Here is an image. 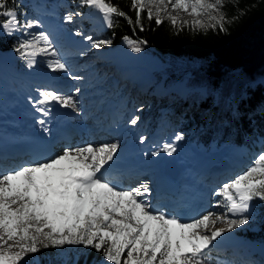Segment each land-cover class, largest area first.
<instances>
[{"label":"snow or ice","instance_id":"snow-or-ice-1","mask_svg":"<svg viewBox=\"0 0 264 264\" xmlns=\"http://www.w3.org/2000/svg\"><path fill=\"white\" fill-rule=\"evenodd\" d=\"M229 2L130 0L135 21L108 0H80L79 6L102 14L108 27L114 26L115 16L123 18L133 31L135 28L144 31L142 14L148 9V21L154 19L160 26L166 19L177 32L182 27L226 32L225 25L234 22L224 11ZM8 5L9 0H0V34H22L24 38L18 40L13 50L26 59L28 67L37 63L38 56H47L53 58L45 61L50 71L68 72L49 36L44 32L29 33V29L39 27V22L27 18L21 21L16 11L18 5ZM235 6L238 8V0ZM172 12H186L194 19L190 25H178ZM73 15L81 13H69L65 21L72 22ZM202 16L207 20L195 19ZM86 39L97 49L111 44V40L93 42L90 36ZM124 39L134 53L142 51L140 45L147 43ZM53 103L79 110L72 95L64 96L55 90H39L32 107L46 116ZM138 119L135 117L130 123L135 125ZM37 122L42 127L46 123L44 119ZM140 142H144V137ZM118 147L117 143H111L65 148L62 154L45 162L0 175V264H29L25 254L37 253L41 247L66 244L94 249L102 253L103 261L108 264H211L210 252L218 238L248 223L254 201L264 202V152L246 171L214 192L220 198L213 205L218 211H207L184 221L154 210L147 200L141 199L150 194L146 183L125 190L103 178L110 162L115 160ZM176 150L174 144L165 143L160 151L171 156Z\"/></svg>","mask_w":264,"mask_h":264},{"label":"rangeland","instance_id":"rangeland-1","mask_svg":"<svg viewBox=\"0 0 264 264\" xmlns=\"http://www.w3.org/2000/svg\"><path fill=\"white\" fill-rule=\"evenodd\" d=\"M75 1L76 2H73L71 0L65 4V6L68 7L66 10L67 13L61 16L59 15V12L55 10L54 5L49 9L45 7L47 0H28L30 8L36 13V17L32 18L29 14H26L21 21L27 18L39 22V27L29 29V33L38 34L40 32H44L47 34L53 46L60 54L59 59H61V61L66 64L68 72L50 71L47 68L45 61L53 58L47 56H38L37 63L31 68L28 67L26 59H23L24 64L18 66L19 69H17V63H20L21 57L13 49L17 45L18 40L24 37L20 33L14 34L16 37L14 47L10 51L6 52V54L13 60L14 66L10 68H3L0 65V101L3 99L4 104L7 107L11 106L12 109L14 108L13 110L16 111L17 114L24 113L26 116L28 113L26 114L25 111L28 110V117L34 118L36 122L40 119H44L46 121L44 125H48V128L54 123L53 118L58 117L60 119L63 114L70 112L74 114V120L76 121L73 119L70 120L74 122H80L81 124L84 123V125H87V128L93 127V132L96 135V139L98 138V141L101 144L117 143L119 147L116 154L120 153L119 151L121 148L122 152L125 146H127V148H125L126 150L135 148L143 150L146 155V163L143 165L145 168H148L149 163L155 160L156 157L152 155L153 152H157L158 156L160 154L165 155L166 153L160 150L165 143H172L177 149L174 153L181 154V161L179 162L180 165L182 167L184 166V174L186 177L182 175L184 181L181 179L182 183L185 182V185L183 184L182 186V191L184 192H188L186 189L187 185L191 183L195 184V174L199 167V169H204L205 167L208 171V168L213 165L210 163H213L220 153L223 158H232L235 156V154H237V158H235V160L238 161V158H240L241 166H237L236 171H233L228 175L226 174L224 178L210 181L213 187L210 190L204 192L207 202L200 215L206 213L207 211H218V209L215 208V210H213V205L218 199H220L214 195V192L224 182L230 181L236 175L243 173L250 166H252L255 158H257L260 154L257 151L258 147L264 145V136L256 137V139L251 140L248 143V146H236L230 143H223L218 145L217 148L211 147L209 149H205L194 142H187L186 134L176 130V126L171 124V122H167L164 118L157 120V124L155 121L153 122L150 113H148V111L152 108V103L150 104L148 102L143 108H141V106H131L130 101L127 98V94H130L131 97H133L132 93H130V89H128V87L122 86L120 76L121 71H123L126 66L134 63L144 64L145 59L153 63L151 64L150 69L154 72V74L157 75V72H159L165 66L164 62L152 54L132 52L129 48V44L125 42V39L120 40L116 45L105 44L99 49L93 48L91 43L86 38L89 36L92 37L93 42L101 39H99L96 34L90 35L88 32V27L82 32L81 30L86 27L85 23L88 22V24H90L89 29L95 28L96 30L105 28L107 24L104 22L102 14L98 13L94 9L79 6L80 0ZM58 4L63 5V2L60 1ZM71 7H80L81 9L75 8L78 10L75 11L72 10L73 8L71 9ZM146 10L148 11V9ZM76 12L81 13V15H73L72 22L65 21L64 18L69 13ZM171 14L176 16L178 25H184L185 23L190 25L194 19L186 12H172ZM195 19L207 20V17L202 16L196 17ZM72 23H76V26L79 28L70 26ZM77 33H80V35H77ZM28 38H30V36ZM70 39L72 40L69 41ZM109 51H114V54H123V56L130 54L132 59L130 61H126L120 68L114 63L110 64L108 68H104L103 65L98 64L99 61L103 59L100 53L106 52V54H108L107 52ZM107 59L108 58H106V61ZM110 61L113 62V59ZM77 76L81 79H73V77ZM184 80L185 79L182 78L168 87H171V90L175 89L176 92H185L187 90L191 91L193 88L184 85ZM263 80L264 76L260 78V81ZM53 81L63 82V87H65V89L59 90L55 87H51V82ZM163 85L165 86L164 82L160 81L158 84H156V87L161 89ZM76 89H79V92H77ZM39 90H55L64 96L72 95L78 104V108L81 109L83 108L82 103L87 100L89 103L88 107L85 106L87 108L84 107L81 110L82 114H84V117L81 119V117L76 115V112L71 107L62 108L55 103L50 106V112L48 115L41 116L40 113H38L35 108L32 107V101L38 97ZM196 90L203 94L205 93L202 87H198ZM170 100H173L171 105L169 104V106L163 110V112H166L167 114L170 113L172 105H179L178 99H176V97L170 98ZM143 112L146 114L144 115ZM111 113L114 115V118L111 119L112 121L107 123L106 126L110 128H120L123 131V135L107 137V139H104V137L101 135L102 128H104L105 125V119L107 118L106 115ZM183 115L184 113L180 111L179 117L181 118ZM100 117L102 119H100ZM135 117H138L139 119L135 125H132L130 121ZM88 124L90 125L88 126ZM44 125L43 127H45ZM34 126L39 127L41 125L37 122ZM90 131H92L91 128ZM83 133H86L88 136L90 135V132L82 130H80V134L78 135L81 136ZM177 135H182L184 138L182 140H176L175 137ZM141 137H144L143 143L140 142ZM98 141L96 143H99ZM86 145L91 144L84 143L82 145H75L74 143L71 146H63L53 157L62 154L65 148H75ZM225 148H228V154L227 151L222 153L223 149ZM244 161L246 165L245 167H242ZM231 168H235V166L233 165ZM148 171H145L146 175L144 176H146V178L142 179L149 178L150 172L148 173ZM137 182L138 181L134 183ZM134 183L133 185L131 184L130 187L123 189L127 190L140 185L138 184L139 182L136 185ZM217 183L218 185H214ZM149 189L151 190L150 187ZM147 199L146 200L151 203V192L149 198ZM156 210L166 212L164 208H158ZM169 215L179 217V215L176 213V209H174ZM248 215L250 216V219L247 224L234 229L232 232L224 233V235H226L229 239L225 244L227 246L220 245L222 247L217 248L218 245L215 244V247L210 252L211 264H264V242L256 239H242L237 235L242 231V229L245 228H249L254 231L258 230V223L253 219V211H251ZM198 216L199 215L196 217ZM217 227H223V225H217ZM45 231H47V229H45ZM42 248L43 247L40 249ZM56 252L63 255L70 252L75 257L85 254L87 249H85L82 245L66 244L56 247ZM30 254L33 253L25 254V259L28 258ZM100 264H108V262L103 261L102 259L100 260Z\"/></svg>","mask_w":264,"mask_h":264},{"label":"trees","instance_id":"trees-1","mask_svg":"<svg viewBox=\"0 0 264 264\" xmlns=\"http://www.w3.org/2000/svg\"><path fill=\"white\" fill-rule=\"evenodd\" d=\"M60 1L63 5L58 4ZM69 1L71 0H47L46 6L54 5L62 16L67 13L68 7L65 4ZM108 2L119 7L135 21L130 0ZM236 3L237 0H230L224 8L228 18L234 20L225 25L226 32L211 28L207 32L202 28L192 31L188 27H182L177 32L166 19L160 26L155 24L154 19L148 21L146 9L142 14L144 31L139 28L133 31L123 18L114 16L113 27L106 26L98 31L90 29L88 32L96 34L99 39L111 40L112 45L125 37L147 41L140 45V53L155 55L165 64L157 72V80L170 86L184 78V85L193 88L183 99L178 100V106H171L169 114L163 110L173 101L170 100L173 98L169 95L170 92L161 97L156 96L153 89L132 95L133 97L127 94L131 106L143 108L148 102L152 103L148 113L153 122L157 124V120L164 118L175 125L176 130L186 134L187 142H194L205 149L217 148L222 141L248 146L257 136H264V80L260 81L264 76V0H238V8ZM16 5L20 20L26 14L36 17L28 0H14V3L9 0V7ZM75 8L72 10L78 11ZM76 25L70 24L79 28ZM88 26L86 23L81 31H85ZM15 41L14 35H0V49L10 51ZM129 48L131 49L130 46ZM23 64L21 58L18 66ZM198 87H202L205 93L196 90ZM174 93L178 99V93ZM180 111L184 113L181 118ZM257 151L263 152L264 145ZM252 211L258 230L245 228L237 235L243 239L264 242V202L254 201ZM102 259V253L94 249H87L85 254L74 257L70 252L58 254L56 247L42 248L26 258L29 264H100Z\"/></svg>","mask_w":264,"mask_h":264},{"label":"bare ground","instance_id":"bare-ground-1","mask_svg":"<svg viewBox=\"0 0 264 264\" xmlns=\"http://www.w3.org/2000/svg\"><path fill=\"white\" fill-rule=\"evenodd\" d=\"M72 39H70L69 41H71ZM69 41H65V42H69ZM69 44V43H68ZM122 45V44H121ZM62 47V46H61ZM108 54H106V52H103V54H102V60L101 61H99V63L98 64H101V65H103V67L104 68H108V66H107V64L108 63H110L111 61V59H113V63L114 64H117V66L120 68V67H122L123 66V64L126 62V61H130L131 59H132V56L129 54V55H126V56H123V54H114V51H109V52H107ZM118 53V52H117ZM106 58H108L107 59V61H106ZM145 59V58H144ZM151 64H153L152 62H149L147 59H145V62H144V64L143 63H134V64H131V65H128V66H134V65H143V66H146L147 68H151L150 66H151ZM128 66H126V67H128ZM153 67V66H152ZM49 80H52V79H49ZM57 89H59V90H63V89H65V87H57ZM77 98V97H76ZM73 99H74V97H73ZM82 105H83V108L85 107V106H87L88 107V105H89V103H88V101L87 100H85L83 103H82ZM87 107H85V108H87ZM82 108V109H83ZM14 109V108H13ZM12 108H11V106L10 107H7L5 104H4V102H3V99H1V101H0V126H2V127H11V128H19L21 125H26V122L24 121V120H29V121H31L32 122V120L34 121L33 123H32V126L31 127H34V124H36V121H35V119L34 118H31V117H28L29 115V111L27 112V111H25V110H23V111H25L26 112V116H25V114L23 113H21V114H16V111H14ZM79 110L78 111H75L76 112V115H79V117H81V119L84 117V114H82V112H81V108H78ZM21 112H22V110H21ZM34 113V112H33ZM106 119H105V123H108V122H111L112 120L111 119H113L114 118V115H112V114H109V115H106ZM27 118H29V119H27ZM56 119V117L53 119V120H55ZM78 119V118H77ZM100 119H102L101 117H100ZM74 120V119H73ZM66 121H72V120H70V118H68V119H64V121H63V125H64V123L66 122ZM74 121H76V120H74ZM74 121H72L73 122V124L75 125V127H76V130H82V131H86V132H90L89 134V136L88 135H86V133H83L81 136H79V137H77V131H76V133L74 134V133H71L70 134V136H64L63 134H59V133H57V132H55L53 129H51V133H49V134H51V136H54V139H57L58 138V140H57V146L59 147V148H61L62 146H71V145H73L74 143H75V145H82V144H84V143H89V144H91V145H97V146H95V147H99V146H101V145H103V144H101L99 141H98V138L96 139V135L94 134V132H93V127H89V128H87V125H84V123H80V122H74ZM57 121H55V123H56ZM93 123V122H92ZM17 125V126H14V125ZM90 124H88V126H89ZM92 125H95V124H92ZM45 126V125H44ZM43 129H48V127H47V125L45 126V127H42ZM90 128H91V130L92 131H90ZM79 134V133H78ZM101 135L104 137V139H107V137L103 134V133H101ZM62 137H68L69 138V141H64V140H61L60 138H62ZM101 138V137H100ZM99 142V143H96V142ZM105 144V143H104ZM111 144V143H110ZM78 147H80V146H78ZM131 147H132V145H131ZM70 148H72V147H70ZM228 149V148H227ZM226 148L225 149H223V151H222V153L223 152H225V151H227V154L229 153V150H227ZM59 151H60V149H59ZM125 152L127 153V150L124 148L123 150H122V152H121V154L119 155H115V160H114V162H112V163H117V162H120L121 160H123V158H121L122 156H123V154H125ZM130 153V152H129ZM119 156H121V157H119ZM161 156H163L164 157V161L165 160H173V161H175L177 164H178V167H179V169H180V176H179V181L183 178L182 177V175L183 176H185V174H184V166L182 167L181 165H180V161H181V154H178V153H173L171 156H169V155H162V154H160L159 156L158 155H156L155 157V160H153V161H151L150 163H149V165H148V167L150 168V169H153L154 170V173L155 172H157V166H156V162H157V159L159 158V157H161ZM223 158V157H222ZM235 158H237V154H235V156L234 157H232V158H225L229 163H231V164H233L234 166H238V167H240L241 166V163H240V158H238V161L237 160H235ZM146 163V162H145ZM144 163V164H145ZM238 163V164H237ZM240 163V164H239ZM36 164V163H35ZM163 164V163H162ZM162 164H160L159 166L160 167H162ZM31 165H34V164H31ZM245 161H244V164H243V166L242 167H245ZM26 166H29V165H26ZM19 168H20V166H19ZM198 172H199V174L201 175V177L204 179H207V180H209L208 181V183H206V184H208V185H212L211 183H210V181H215V180H219V179H221V178H224V176H222V177H219L218 179H210L209 177H206L205 176V174H204V169L202 168V169H199L198 170ZM149 173V172H148ZM1 174V173H0ZM226 174V173H225ZM186 177V176H185ZM137 179H139V180H134L133 182H136V181H138L137 183L138 184H141V183H146L149 187H150V181L149 180H147V179H142V178H137ZM184 180V179H183ZM224 181V180H223ZM201 182V181H200ZM222 182V181H221ZM221 182H219V183H221ZM128 183H131V181H127V184ZM137 183H135V185L137 184ZM205 183H203V184H199L198 185V183L197 184H195V185H193V184H189V185H187V187H189V188H191L192 186H195L196 188L195 189H193V190H190V193H188L189 195H187L188 197H182V196H179L176 200L177 201H185V200H188V198L190 199V204H192V203H196L198 200V202H199V204L201 205V207H200V210H199V212L198 213H195L194 215H197V214H199V213H201L202 212V210H203V205H206V202H207V200H206V197L203 195V192L204 191H206L207 189H208V186L206 185ZM214 185H218V183L217 184H214ZM139 185H137V187H138ZM213 186V185H212ZM126 187V186H125ZM133 187V186H132ZM198 187H201L200 189H202V190H198ZM189 190V189H188ZM192 192H194V193H192ZM149 195L150 194H148V195H146V196H143V197H141V199H147V198H149ZM196 198V199H195ZM148 200V199H147ZM173 200H175V199H173ZM156 204V205H158V198L156 197V196H153L152 197V204ZM189 206V205H188ZM183 207V206H182ZM170 210V209H169ZM213 210H215L214 208H213ZM217 211V210H216ZM200 216V215H199ZM229 239L227 238V236L226 235H223L221 238H218V241L217 242H215V244H217L218 245V247L217 248H221L222 246H220V245H224V246H227V245H225L226 243H227V241H228Z\"/></svg>","mask_w":264,"mask_h":264},{"label":"water","instance_id":"water-1","mask_svg":"<svg viewBox=\"0 0 264 264\" xmlns=\"http://www.w3.org/2000/svg\"><path fill=\"white\" fill-rule=\"evenodd\" d=\"M174 169H176V166H175ZM172 173L174 174L173 177L176 178V176H177V174H178V171H177V170H174V172H172Z\"/></svg>","mask_w":264,"mask_h":264}]
</instances>
